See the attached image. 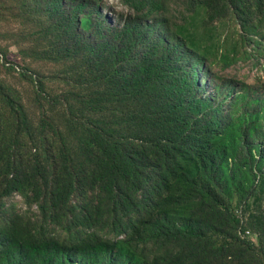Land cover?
Returning a JSON list of instances; mask_svg holds the SVG:
<instances>
[{
    "label": "trees",
    "instance_id": "obj_1",
    "mask_svg": "<svg viewBox=\"0 0 264 264\" xmlns=\"http://www.w3.org/2000/svg\"><path fill=\"white\" fill-rule=\"evenodd\" d=\"M93 1L69 7L65 0H29L44 13L57 56H83L103 67L105 91L84 102L91 109L103 107L102 113L114 104L122 110L118 117L80 123L75 165L66 152L55 166L39 162L40 149L28 156L18 144L20 133L6 152L0 147V159L7 155L0 161V216L5 198L17 193L41 210L39 229L21 216L0 224V264H219L230 253H238L239 260L256 257L251 243L227 242L235 217L225 205L223 180L241 127L202 94L196 69L206 63L202 47L190 32L193 51L188 53L189 45L159 38L155 22L139 21L125 23L112 41H93L84 33ZM128 2L145 19L165 7L164 0H149L147 11L140 0ZM193 2L213 18L234 12L247 32L264 17V0ZM185 205L191 210L187 220L174 222L172 211ZM63 217L65 238L45 234ZM103 228L116 239L98 235ZM152 244L161 249L158 256L147 253Z\"/></svg>",
    "mask_w": 264,
    "mask_h": 264
},
{
    "label": "rangeland",
    "instance_id": "obj_2",
    "mask_svg": "<svg viewBox=\"0 0 264 264\" xmlns=\"http://www.w3.org/2000/svg\"><path fill=\"white\" fill-rule=\"evenodd\" d=\"M65 1L74 7L81 0ZM128 1L94 0V15L84 33L90 34L93 41H112L116 30L127 22H155L159 38L164 37L165 43L189 45L188 53L193 51L189 39L192 33L206 55V63L196 66L203 96L221 105L225 114L241 127L230 149L223 180L225 205L234 214L236 224L228 230L227 242L234 244L240 239L256 250V257L248 254L247 260H239L238 253H230L220 258L219 264H264V17L256 18L257 27L247 32L234 12L213 18L209 9L193 8V0H164L163 11L151 19L142 18V13ZM140 1L147 11L149 0ZM43 18L44 13L29 0H0V90L24 112V116L18 115L17 108L0 93V147L6 152L20 133L18 144L28 156L37 155L35 151L40 149L39 162L55 166L61 152H66L75 165L80 123L88 117H118L122 108L114 104L102 113L103 107L91 109L84 102L105 91V71L83 56H57V42L46 34ZM227 62H233L231 67L225 68ZM53 98L59 99L57 103L49 102ZM5 158L7 155L0 161L3 163ZM73 201L81 204L78 195ZM190 211L189 205L173 210L171 219L182 223ZM17 216L39 229L40 206L28 195L17 193L5 198L0 224ZM66 225L63 217L51 224L45 234L63 239L67 236L63 229ZM100 230L98 235L116 239L109 228ZM160 252L157 244L150 245L147 251L153 256ZM177 252L172 251L171 255Z\"/></svg>",
    "mask_w": 264,
    "mask_h": 264
},
{
    "label": "built area",
    "instance_id": "obj_3",
    "mask_svg": "<svg viewBox=\"0 0 264 264\" xmlns=\"http://www.w3.org/2000/svg\"><path fill=\"white\" fill-rule=\"evenodd\" d=\"M246 234H247V236H249V235H250V233H249V232H247Z\"/></svg>",
    "mask_w": 264,
    "mask_h": 264
}]
</instances>
